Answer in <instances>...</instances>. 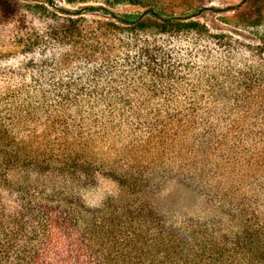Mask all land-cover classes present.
<instances>
[{
  "label": "trees",
  "instance_id": "16d2710c",
  "mask_svg": "<svg viewBox=\"0 0 264 264\" xmlns=\"http://www.w3.org/2000/svg\"><path fill=\"white\" fill-rule=\"evenodd\" d=\"M63 1L80 7L0 0V264H264L263 71L221 69L222 105L185 103L200 75L168 42L225 41L195 20L217 9ZM231 10V28L264 23V0ZM101 177L120 193L89 206ZM170 181L203 208L167 210Z\"/></svg>",
  "mask_w": 264,
  "mask_h": 264
},
{
  "label": "rangeland",
  "instance_id": "374dc122",
  "mask_svg": "<svg viewBox=\"0 0 264 264\" xmlns=\"http://www.w3.org/2000/svg\"><path fill=\"white\" fill-rule=\"evenodd\" d=\"M89 4H102L104 0H88ZM153 1V2H152ZM171 0H144L145 5L154 3H166ZM180 1V0H179ZM242 0H198L195 5L204 7H214L217 10L206 9L195 20L204 23L208 31L215 35H227L225 41L221 39L205 38L199 39L192 33L185 38L168 39L172 47L177 46L181 56H184V62L191 69H194L200 75L202 87L197 90L190 88L179 96L181 101L204 102V104L222 105V97L219 89L213 85H230L223 77L221 69L232 68L236 71L240 69L250 70L252 73L261 70L264 74V23L261 26L253 28H231L222 20L223 13L231 15L232 8L240 4ZM178 2V0H177ZM56 5L69 9H77L79 4L68 5L63 0H55ZM143 11L142 8L134 6H119L115 11ZM180 13L181 10H176ZM89 18L98 19L99 16L88 15ZM107 20V19H103ZM12 35V34H11ZM8 28L0 25V52L8 53L15 51L16 45ZM229 37L231 38L229 40ZM194 71V72H195ZM193 86V85H190ZM215 94V95H212ZM216 107V105H215ZM215 110V109H214ZM107 146L100 147L105 152ZM120 193L118 183L108 177H101L93 184L86 187L82 194L83 199L89 206H98L108 197ZM163 205L167 210L181 211L183 214L191 215L203 208L201 201L197 200L191 193L187 192L181 185L175 181H170L162 188Z\"/></svg>",
  "mask_w": 264,
  "mask_h": 264
}]
</instances>
